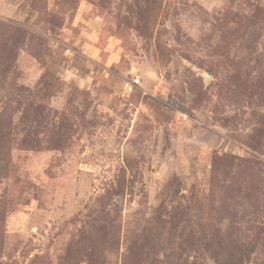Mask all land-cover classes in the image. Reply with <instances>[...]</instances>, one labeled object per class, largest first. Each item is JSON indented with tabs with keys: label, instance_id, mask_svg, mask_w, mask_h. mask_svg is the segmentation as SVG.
Instances as JSON below:
<instances>
[{
	"label": "rangeland",
	"instance_id": "rangeland-1",
	"mask_svg": "<svg viewBox=\"0 0 264 264\" xmlns=\"http://www.w3.org/2000/svg\"><path fill=\"white\" fill-rule=\"evenodd\" d=\"M0 264H264V0H0Z\"/></svg>",
	"mask_w": 264,
	"mask_h": 264
},
{
	"label": "built area",
	"instance_id": "built-area-1",
	"mask_svg": "<svg viewBox=\"0 0 264 264\" xmlns=\"http://www.w3.org/2000/svg\"><path fill=\"white\" fill-rule=\"evenodd\" d=\"M128 85H126V87H127Z\"/></svg>",
	"mask_w": 264,
	"mask_h": 264
}]
</instances>
